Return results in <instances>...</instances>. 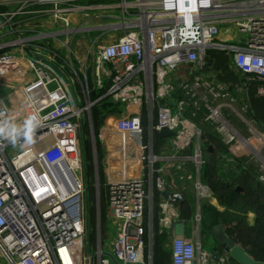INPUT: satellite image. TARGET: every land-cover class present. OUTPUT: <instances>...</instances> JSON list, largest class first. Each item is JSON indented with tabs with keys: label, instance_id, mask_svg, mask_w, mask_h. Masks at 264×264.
I'll return each instance as SVG.
<instances>
[{
	"label": "built area",
	"instance_id": "2783aa9c",
	"mask_svg": "<svg viewBox=\"0 0 264 264\" xmlns=\"http://www.w3.org/2000/svg\"><path fill=\"white\" fill-rule=\"evenodd\" d=\"M81 1L0 0V77L15 80L11 93H0V123L19 125L32 114L40 120L30 140L0 137V256L6 264H116L104 244L120 264H154L146 260L148 185L166 191L168 164L201 170L207 124L225 146L221 160L245 172L257 164L264 184V124L250 102L252 86L264 82V0L98 4L120 10L111 17L122 34L109 43L103 34L95 38L80 68L72 49L67 59L37 41L41 34L17 28L19 16L50 17L62 23L60 42L70 49L85 27H72L69 16L92 7ZM224 28L236 37L222 39ZM221 51L230 54L238 82L209 71ZM257 95L264 97L263 84ZM163 128L172 134L155 152ZM101 160L109 215L119 225L110 242L98 234L93 249L88 207L90 186L100 199ZM194 187L199 198L214 196L199 178ZM166 200L165 224L180 218L176 206L185 195L173 189ZM170 248V264H237L228 253L204 249L200 235L195 241L176 235Z\"/></svg>",
	"mask_w": 264,
	"mask_h": 264
},
{
	"label": "crops",
	"instance_id": "0c3cea01",
	"mask_svg": "<svg viewBox=\"0 0 264 264\" xmlns=\"http://www.w3.org/2000/svg\"><path fill=\"white\" fill-rule=\"evenodd\" d=\"M113 2V0H85L81 1L80 3L90 7L88 10H86L83 13H77L69 16L71 26L74 28H77L79 26L85 27V29H82L80 31H77L73 37V41L71 43V48H65L61 44L60 40L63 38L62 35V23L58 22L56 20H53L50 17H30V16H19L17 17V28L20 30L21 33H26V34H41V36H37L36 39L37 41H42L46 44H49L50 46H53L54 49L59 50L60 54L61 52H64V54H61L62 56H65L67 59H70L69 56V51L72 49V58L74 61V64L77 68H80L82 64L86 62V53L84 52L85 48L89 46L91 42L95 38H98L99 35L103 34L101 36V41H104L105 43H109L117 39L121 34L122 31L119 29H116L114 27V24H117L116 18H112L111 14H119V9H111V8H97L95 7L96 5H105L108 6ZM12 7H17V4H13ZM224 31L222 32V39H231L236 37V33L234 32L235 30L233 28H224ZM214 64H210V70L209 71H215L218 73V76L221 78V80L227 81V82H233L236 83L239 81V74L234 70L233 64H232V58L230 54L227 52H217L214 54ZM21 63L25 67V62L23 58L21 57ZM208 65V68H209ZM66 71H69L67 67L65 68ZM0 81L2 83H5L4 87L1 89L7 88L8 94L11 93V91L8 89L9 86L14 84L15 80H9V79H4V77H0ZM200 120V119H199ZM208 125V124H207ZM211 128L213 132L215 133L214 129L212 126H207V128ZM209 128V129H210ZM210 129V130H211ZM217 134V133H215ZM208 134L205 135V138L203 140V144L206 145L205 147V152L210 146L208 144ZM220 143L221 139L218 137ZM169 139L166 137H160L157 135L156 137V147H155V152H159L161 149L162 144H168ZM222 147L224 148V144H221ZM214 146V145H212ZM214 156L216 152V147L214 146ZM222 148V149H223ZM100 149V148H99ZM88 151H90V155L87 153V160L92 159V149L89 148ZM205 156V154H204ZM213 156V163L215 157ZM99 157H101V150L99 151ZM100 163V183L102 185V189L99 192L100 199H97L95 196L96 200L93 199V202H96V205L98 207L97 214H98V219L101 224L99 231L97 232V235L100 234V238L106 237V236H111V232L109 231V226H115L117 225L116 229L118 231V222H116L113 218L110 217L109 215V204H108V195L106 192V183L108 181V174H107V169L106 167ZM212 163V164H213ZM211 164V165H212ZM207 162L205 163L204 166L201 167V170H198L196 166L189 164L187 165L186 168L183 170H178L176 167H173L172 165H169L165 167V173H166V191H160L158 187L156 186V183L154 182L153 187L148 185V193L149 197L147 199V206H146V212H145V226H146V233H145V239H146V260L151 261L154 264H170L171 262V248L170 244L172 239L176 236H184L188 239H192L195 241L199 235L201 237L202 234H205L206 232H211V229H204L203 224H202V217L205 219H208L210 217L209 214H204L203 215V208L205 205H212L214 206L219 212L220 210V205L223 206H229L235 204V211L238 215L236 216L237 218H228L229 220L233 221L232 225L239 224V227L241 226H246L247 228L254 229L256 223H257V218L258 216L256 215L255 211L252 210H247V212H244L243 214L239 213L238 211H241V204L239 203V199L243 197L244 191H246L248 188H253V185L258 182L262 187L264 188V184L260 183L257 179L258 177V172H257V167L252 166V171L246 172L244 176V179L241 181H238L237 179H230L228 177L221 179L222 183L228 184V188L224 187L226 190H234L237 193L233 199H231V202L229 204L225 203H220L218 196H213L211 198H199L197 191L194 186H192L190 189L181 185L179 183V178L180 175L183 174L185 176L191 175L193 178L188 181V183L191 184V182H195L198 178L203 182L204 180V174L205 170L207 168ZM157 166V164H156ZM89 173L94 175V168L93 172L89 170ZM91 175V178H92ZM239 179V178H238ZM204 183V182H203ZM257 183V184H258ZM207 184V183H205ZM237 186H241L243 188L242 191L238 192L237 191ZM248 186V187H247ZM247 187V188H246ZM92 187L90 186V190ZM173 189H179L182 190L184 195H185V200L180 202L178 206H176V211L180 213V218H174L171 222L169 220L167 221V224L161 222V218H163L164 213H163V204L166 203V197L164 196V193L167 192L170 193L172 192ZM92 195H94V190L91 192ZM105 197V204L103 205V199ZM98 200V201H97ZM169 207L167 209L168 213H171L173 211L172 208ZM201 214V220L198 223L196 219V215L199 213ZM104 213V221L102 219ZM184 214V215H183ZM242 216H241V215ZM239 216V217H238ZM91 218V215H90ZM223 224V223H220ZM225 227V226H224ZM204 230V231H203ZM226 233L229 235L227 232V229L225 227ZM259 231H263L264 235V229L260 228ZM91 231L89 233V236H91ZM117 234V232H116ZM96 236V234H95ZM237 235H234V240L236 241L237 244H239L242 248H244L246 251L250 248L249 246L245 245L242 241L236 237ZM96 238H98L96 236ZM236 238V239H235ZM160 242V246L162 248L160 256L162 257V254L165 255V260H161L157 262L156 260V254H155V246L157 243ZM214 246L216 247V250L214 251H219L226 253L224 250H222L216 242H214ZM93 246L97 248V242L93 243ZM93 248V249H95ZM252 248V247H251ZM104 249L105 252H110L107 247L104 244ZM111 253V252H110Z\"/></svg>",
	"mask_w": 264,
	"mask_h": 264
},
{
	"label": "trees",
	"instance_id": "16d2710c",
	"mask_svg": "<svg viewBox=\"0 0 264 264\" xmlns=\"http://www.w3.org/2000/svg\"><path fill=\"white\" fill-rule=\"evenodd\" d=\"M259 84L264 85V82L263 83H255L252 86L251 92H250V102H251L252 110L254 112L255 117L260 122V124H264V97L257 95V86ZM95 121H96V127H98V122H97L98 121V115H95ZM207 126H209V125L205 126L206 127V129H205L206 134L209 135L208 136V139H209L208 144L214 145L216 147V152H215V156H214L215 157L214 163L212 165H207V168H206L205 174H204V180H205L204 182L207 183L212 188L214 193L216 192V194H217V196H218V198L222 204L223 203L229 204L231 202V199H233V197H235L237 193L235 192V189L232 191L229 189L228 190L224 189V187L228 188V184L222 183L220 176H218V169H217V157H220L219 152L224 151L225 147L223 148L221 145L222 143L217 141V140H219V138H218L219 136L217 134H215L216 132L214 133L213 130L209 127L211 129L210 130L209 128H207ZM87 148H90V144L87 145ZM88 155H90V151H88ZM90 159H91V157H90ZM249 171L250 172L252 171V167L250 168ZM244 173H246V172L244 171ZM257 185H259V187H260L259 189H264L262 187V185H260L259 183ZM257 188L252 189L253 194H256V192L260 193V190H257ZM206 213L209 214L210 217L208 219H205L204 217H202V224H203L204 229H211L213 226L220 224V223H223V225L226 227L227 232L229 233L230 236L234 237V235L237 234V231H239V228H240L239 224L231 226L230 224H232L233 221L229 220L224 214L219 212L214 206L205 205L203 208V215ZM102 219L104 221V213H103ZM257 224L264 227V216L263 217L260 215L258 216ZM95 234L96 233L93 230L91 233V238H93V236ZM249 238H251V236H248V240H249ZM238 239L240 241H242L240 239V237H238ZM247 246H250V248L247 250V252L249 254H251L255 259L264 260V235H263V231H259V229H258L254 235L252 242L250 243V245H247ZM161 250H162V248H161L160 242H159L155 246V254H156L157 262H159L161 260H163V261L165 260L164 254H162V257L160 256ZM162 264H164V263H162Z\"/></svg>",
	"mask_w": 264,
	"mask_h": 264
},
{
	"label": "rangeland",
	"instance_id": "374dc122",
	"mask_svg": "<svg viewBox=\"0 0 264 264\" xmlns=\"http://www.w3.org/2000/svg\"><path fill=\"white\" fill-rule=\"evenodd\" d=\"M86 50H87V47L84 50L85 53H86ZM61 54H64V52H61ZM91 64H92V62H91ZM4 86L5 85L2 84L0 87V93L2 94L3 97H5L8 94L7 88L1 89ZM256 166H257V164H256ZM93 168L94 167L91 166L92 172H93ZM217 169H218V176H220L221 179L228 177L230 179H237L238 181H241L242 179H244V176L247 175L244 173L243 169L240 166H234V165L228 164L227 162L222 161L220 157H217ZM179 179H180L179 183L181 185L189 188V189L192 186H194V182H191V184L188 183V181H190V179H187V176H185L183 174L180 175ZM254 183L255 184L253 185V188H248L246 191H244V193H243L244 196L239 199L238 204L242 203V205H241L242 207H241V211H238V212L243 214L244 212H247V210H252V211H255L257 216L260 215L263 217L264 216V208H263L264 207V204H263L264 203V189H259L260 187H259V185H257L258 182L256 183V181H254ZM256 188H257V190H260V193L256 192V194H253L252 189H256ZM91 192H92V189L90 190V194H91ZM215 195L217 196L216 192L214 193V196ZM93 199H94V196H92V194H91L90 200H93ZM104 204H105V197L103 199V205ZM235 207H236L235 204H234V206L233 205H229V206L220 205V210H222L221 213L224 214L227 218L234 219V218H237L236 216L238 215L236 212H234ZM88 208H90L89 212L91 215V218H90L91 232L94 230V232L96 233V236H98L97 232L99 231L101 224H100L99 219H98V214H97L98 207L96 205V202L94 201L93 204L90 205ZM86 211H87V206H86ZM230 225L232 226V224H230ZM116 227H117V225H115V226L113 225V226H111V228L109 226V229H110L109 231L111 232V236L110 237H108V236L103 237L104 242H110L112 239L115 238V235L117 232ZM260 228L263 229L264 227L261 225H258L257 223H256L254 229L247 228L246 226H241L239 228V231H237L236 237H240V239L243 241V243H245L246 245H250V243L252 242V240L254 238L255 233ZM96 230H97V232H96ZM247 235L251 236V238H249V240H248ZM96 236L94 235L93 238H91V236H89V241H90V244L92 246H93V243L97 242ZM201 242H202V246L204 249H208V250H212V251H214V249L216 250V247L214 246L215 241L213 240V238L211 236V232H206L205 234H202L201 235ZM0 264H6L4 259L1 256H0Z\"/></svg>",
	"mask_w": 264,
	"mask_h": 264
},
{
	"label": "water",
	"instance_id": "95a60500",
	"mask_svg": "<svg viewBox=\"0 0 264 264\" xmlns=\"http://www.w3.org/2000/svg\"><path fill=\"white\" fill-rule=\"evenodd\" d=\"M171 134V131H169L167 128H163L160 131L159 136L167 137ZM214 149V146L210 145L205 152V160L209 165L213 163ZM236 189L238 192L243 190L241 186H237ZM164 196L166 198L168 197L167 192L164 193ZM211 236L213 240L219 244L220 248L228 253L237 264H264V260L255 259L244 248L237 244L234 238L226 233L223 224H217L213 226L211 230ZM104 254L109 256L116 264H120L117 262L112 253L104 251Z\"/></svg>",
	"mask_w": 264,
	"mask_h": 264
},
{
	"label": "clouds",
	"instance_id": "9594fccd",
	"mask_svg": "<svg viewBox=\"0 0 264 264\" xmlns=\"http://www.w3.org/2000/svg\"><path fill=\"white\" fill-rule=\"evenodd\" d=\"M40 124L37 115L32 114L23 121L22 124H16L12 121L0 123V137L15 142L17 139H31V134Z\"/></svg>",
	"mask_w": 264,
	"mask_h": 264
}]
</instances>
